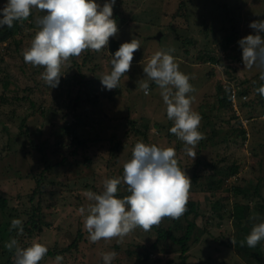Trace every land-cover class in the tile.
<instances>
[{"label":"rangeland","instance_id":"obj_1","mask_svg":"<svg viewBox=\"0 0 264 264\" xmlns=\"http://www.w3.org/2000/svg\"><path fill=\"white\" fill-rule=\"evenodd\" d=\"M96 2L102 6L106 0ZM6 3L0 0V10ZM44 14L32 9L27 20L0 28V36L9 30L11 39L0 44V128L9 124L11 111L27 117L23 124L26 134L18 135L15 127L0 131V205L1 199L5 200L0 207V248H6L13 238L24 247L36 240L54 255L45 256L40 264H56L57 255L63 256L62 264H103L101 253L109 251L117 253L112 264H180L179 249L169 239L158 250L157 231L170 228L176 238L182 237L191 221L194 229L185 264H264V241L251 260L232 243L243 230L250 233L254 223L264 222V100L255 91L264 81L259 79L258 68H245L238 45L241 38L255 34L249 27L252 21L264 20V0H116L113 18L117 35L100 52L85 51L72 58L61 69L59 86L49 92L35 87L44 82L43 69L24 63L23 70L21 63L23 51L38 30L36 21ZM228 37L236 39L227 44ZM137 38L140 49L133 54L130 70L116 89L103 88L100 78L111 71V55L115 54L111 43L120 47ZM187 40L194 45L183 56L182 48L192 43ZM204 46L224 58L231 77L248 90L252 106L241 109L238 103L234 112L228 101L220 100L216 86L226 73L197 55ZM169 49L174 50L171 54L180 71L190 77L195 89L189 94L195 97L192 109L202 117L199 131L204 139L195 148L194 160L169 132L173 122L166 117L158 86L149 81L150 94L145 96L138 85L145 78L143 67L149 58ZM25 86L32 90L29 96L35 106L30 108L11 99L22 96ZM75 105L78 118L71 113ZM64 116L69 123L79 120L74 134L81 146L63 130ZM248 118L254 121L246 125L248 135L242 137L238 119ZM6 141L12 151L4 149ZM137 142L176 150L178 166L191 179L188 201L195 204L198 216H189L187 221L181 220L183 216L164 218L148 232L137 228L122 243L113 239L91 245L78 213L91 203L83 193L99 194L105 179L121 177L123 164L131 158ZM233 165L238 172L230 175L228 169ZM235 187L243 194L236 195ZM116 195L121 199L130 195L127 186L119 185ZM237 204L249 207L248 221L237 220ZM13 218L20 219L22 226L33 218L35 230L28 225L23 235H18V230H10ZM78 230L85 233L87 241H80L75 248L72 244ZM167 244L171 247H165ZM2 250L0 264H14V256L2 254Z\"/></svg>","mask_w":264,"mask_h":264},{"label":"clouds","instance_id":"obj_2","mask_svg":"<svg viewBox=\"0 0 264 264\" xmlns=\"http://www.w3.org/2000/svg\"><path fill=\"white\" fill-rule=\"evenodd\" d=\"M115 4L116 0H106L102 6L96 0H7L0 10L3 17L0 28H12L14 22L27 20L32 9L46 13L37 19L38 30L22 55L25 64L43 69L41 79L52 89L59 86L61 69L72 58L80 57L85 51L100 52L107 48L109 39L117 35L119 29L113 18ZM249 27L255 34L238 41L242 62L246 69L258 68L259 79L264 81V36L261 35L264 20L252 21ZM139 49L138 38L120 45L111 55V71L100 78L103 88L118 87L121 77L130 70L133 54ZM173 51L160 50L152 55L143 67L145 78L138 85L145 96L150 94L149 81L158 86L166 117L173 122L169 132L183 143V152L194 160L195 148L204 139L199 131L202 117L192 109L195 97L189 94L195 89L190 77L180 71L171 54ZM255 91L264 100V83ZM176 156L172 147L137 142L131 158L123 164L121 177L105 179L99 194L85 191L83 195L91 203L87 209L79 208L78 213L88 240L97 243L115 239L122 243L137 228L148 232L164 218H181L187 211L192 182L178 166ZM122 183L130 195L121 199L116 194ZM12 229L23 235L22 221L13 218ZM261 241H264V222L254 223L240 246L246 243L248 248H255ZM5 247L15 250L14 264H40L48 252V248L36 240L30 246L20 247L13 238ZM116 256L115 251L101 253L103 264H112ZM63 259L62 255H57L56 264H62Z\"/></svg>","mask_w":264,"mask_h":264},{"label":"trees","instance_id":"obj_3","mask_svg":"<svg viewBox=\"0 0 264 264\" xmlns=\"http://www.w3.org/2000/svg\"><path fill=\"white\" fill-rule=\"evenodd\" d=\"M206 37H207V35L204 38H206ZM228 38L229 39L227 40V42H225L227 44H229V43L232 44L235 41V39H236V38H234L232 40L231 37H228ZM9 40H11L10 39V31L9 30L4 31V33L0 36V44L1 43L4 44V43H6ZM224 41H226V40H224ZM191 42L192 41H189V40L186 41L187 44H190ZM182 45H184L183 41H182ZM191 45H194V42H192L190 45L184 46V48H182L183 49V56H186V55L189 54V48H190ZM203 48H204V50H203ZM203 48H200V50H202V51H199L197 53V55H200L201 59L202 58H206L207 60L210 61L209 63H211V65L213 67H215L216 69H218L220 71L222 70V71H224L226 73L225 74V79L223 80V82L220 83V85L216 86V90L219 92L218 95L220 96V100L228 101V103L230 105V108L232 109V111L235 112V110L231 107L232 106L231 105V90L233 88V89H237L238 90V93H237V96H236V104L238 105V103H239V107L241 109H242V107H244L243 105H245V107L247 105H251V102H253V101H251L252 99L250 100V98H249L248 100L246 99L244 101L241 99L242 96L247 97L249 95L248 90L246 89V87L244 85H242L236 79H233L231 77L232 73L230 72L228 67H226L224 65V62H223L224 58H222L219 54L215 55L214 54L215 53L214 50L209 51L210 47H205L204 46ZM111 49H112L113 53H115L119 49V45L116 42H112L111 43ZM225 59L228 60L227 57ZM21 63L23 64V68L22 69L24 70V61H23V56L22 55H21ZM25 67H27V66H25ZM39 86L36 85L35 87H38L39 89L37 88V91H40V92H44V91H48L49 92L50 89H51V88L47 87L44 82L41 85H39ZM21 92L23 93L22 96H20V97L14 96V97L11 98L13 100V102L14 103L15 102H20L21 106L22 105H27L29 108L31 106H35V104L31 101L30 96H29V94H32L31 88L25 86L24 88L21 89ZM34 92H35V90H34ZM4 99H5V96H4ZM73 108L74 109L72 110L71 113L76 118H78L76 116V109H77L76 105ZM62 110H63V108H62ZM30 114L33 115L32 113H30ZM25 115H21L20 113H16L14 111H11L9 113V117L7 118L10 125L8 124V125H5L3 128H0V131L2 133L3 132H8L12 127H15L19 131L18 135H20L21 133L22 134H24V133L26 134L27 133V129L23 130L25 128L24 127L25 126V121L27 120V117ZM65 116L67 118L68 117V113H65ZM65 116H64L65 120L62 122L63 130L69 136L73 137V143H76L77 146H81L82 141L79 140L77 138V136H75V134H74L75 129L80 127L79 120H77L75 118V120L72 123H69L68 119L66 120ZM19 117H21V120H20L19 124H14V123H16L18 121ZM0 120H2V116L1 115H0ZM252 122H253V120H252ZM23 124H24V126H23ZM130 124L133 125V122H130ZM237 125H239V123ZM238 133L240 135H242V137H244L245 129L242 128L240 125H239ZM17 136H16V138H18ZM16 138L14 139V142L16 141ZM10 146H11V143L9 141H6L4 149H6V151L11 150ZM47 168L49 169V166ZM228 172H229L230 175L231 174H236L238 172V167L233 165V166H231L228 169ZM256 191L257 190H255V193H256ZM234 193L236 195H242L243 194V192L240 189H238L237 187L234 188ZM1 203L2 204L0 205V207L2 209L4 207V205H5V200L1 199ZM215 203H217V201ZM248 211H249V207L247 205L237 204V205L234 206V215L236 216L238 221H241V220L248 221V219H247ZM189 216L196 217V216H198V213H197V211L195 209V204L193 202H189L188 201L187 211L183 215V219H181V220L187 221L186 218L189 217ZM36 224H37L36 220H33V218H31V221H29V223H24L23 224V228L25 226L29 225L32 230H35L34 225H36ZM193 229H194V223H192L191 221H188V224L186 226V230H185L184 235L182 237H177V238L172 234V231H171L170 228L158 230L157 231V238L155 240V244L158 243V250L160 251L162 249V247H163V243L166 244L165 243L166 240L169 239L170 242H172V244L179 249L180 253H179V257L178 258L180 260V264H185L186 256H187L186 254H187V252H189L188 240L190 238V234L192 233ZM248 234H249L248 231L243 230L242 234L240 236L237 235L235 237V240H234L235 241L234 247L237 250H239V251L240 250H244L246 256H248V260H251L252 258H254L256 256V254H255L256 252H254V250H257L259 252L260 251V246L257 245L255 248H248L246 243H245V246L241 247L240 246V242L243 241ZM80 241H81V243H83V241H87V240H85V233L84 232H80V230H78L77 233H76V239H75L74 243L72 244V246H75V248H76V244H79ZM22 244L23 243L20 242V247H24ZM91 245H95V243H91ZM153 246H155V245L153 244ZM168 246H170V245H168V244L165 245V247H168ZM0 249H3L2 252H1L2 254H7V256H14V251H15L14 249L12 251H9V250L7 251V248H0ZM252 252H254V253H252ZM45 256L53 257L54 255H53L52 252L48 251ZM10 262H8V264H11ZM143 263H146V262H143ZM249 263H250V261H249Z\"/></svg>","mask_w":264,"mask_h":264},{"label":"built area","instance_id":"obj_4","mask_svg":"<svg viewBox=\"0 0 264 264\" xmlns=\"http://www.w3.org/2000/svg\"><path fill=\"white\" fill-rule=\"evenodd\" d=\"M237 93H238V90L237 89H233L232 88V90H231V105H232V108L236 111V96H237ZM245 98V96H242V100L244 101V100H246V99H244ZM239 120V122H240V126L242 127V128H244L245 130L247 129L246 128V125L249 123V122H251L252 120L254 121V119L253 118H248V119H245V120H241V119H238ZM246 134V136L248 135L247 134V132L245 133Z\"/></svg>","mask_w":264,"mask_h":264},{"label":"water","instance_id":"obj_5","mask_svg":"<svg viewBox=\"0 0 264 264\" xmlns=\"http://www.w3.org/2000/svg\"><path fill=\"white\" fill-rule=\"evenodd\" d=\"M159 36H160V34H158V36H157L156 40H159Z\"/></svg>","mask_w":264,"mask_h":264}]
</instances>
